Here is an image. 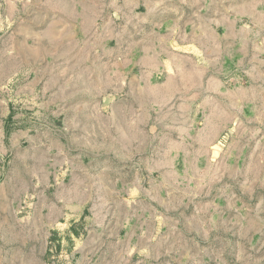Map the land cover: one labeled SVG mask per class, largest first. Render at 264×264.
<instances>
[{"label":"rangeland","instance_id":"1","mask_svg":"<svg viewBox=\"0 0 264 264\" xmlns=\"http://www.w3.org/2000/svg\"><path fill=\"white\" fill-rule=\"evenodd\" d=\"M0 264H264V0H0Z\"/></svg>","mask_w":264,"mask_h":264},{"label":"crops","instance_id":"2","mask_svg":"<svg viewBox=\"0 0 264 264\" xmlns=\"http://www.w3.org/2000/svg\"><path fill=\"white\" fill-rule=\"evenodd\" d=\"M177 46L187 47L189 49V52H191V49L192 48H195L193 44H189V43H185L183 45L181 43H177ZM192 55H194V54L192 53ZM201 72L202 71L200 69L197 70V71L195 69H192V70L188 69L186 71L184 69H180V70H178V69H171L170 74L172 76H176L179 73H184V74L187 75V78L189 79L188 84H189V86L191 88V92L188 93L189 96H188V99L187 100H189V98H191V96L196 95V92L195 91H196V89L201 84V80H200L201 79L200 78L201 77ZM232 73H233V71L225 70V71L220 72V75L217 74L216 77H229V76H233ZM196 79H198V80H196Z\"/></svg>","mask_w":264,"mask_h":264}]
</instances>
